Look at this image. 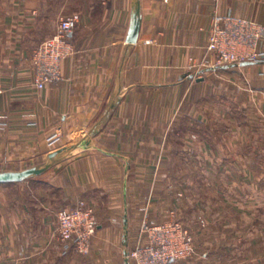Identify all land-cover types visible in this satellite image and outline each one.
<instances>
[{
  "label": "crops",
  "instance_id": "1",
  "mask_svg": "<svg viewBox=\"0 0 264 264\" xmlns=\"http://www.w3.org/2000/svg\"><path fill=\"white\" fill-rule=\"evenodd\" d=\"M137 3L140 32L130 44ZM216 11L264 25V0H0V114L8 118L0 166H38L50 150L48 136L73 138L42 179H33L42 193L3 195L10 201L0 205V264H131L126 248L136 236L124 233L145 214L147 185L162 193L164 169L171 181L196 185L204 214L226 210L254 217L242 227H258L264 61L218 62L207 50ZM71 16L78 26L62 81L39 90L32 55ZM81 200L95 208L99 227L87 255L64 256L52 241L57 213ZM196 203L189 214L200 212ZM138 238L141 244L144 234Z\"/></svg>",
  "mask_w": 264,
  "mask_h": 264
},
{
  "label": "built area",
  "instance_id": "2",
  "mask_svg": "<svg viewBox=\"0 0 264 264\" xmlns=\"http://www.w3.org/2000/svg\"><path fill=\"white\" fill-rule=\"evenodd\" d=\"M77 26V17L61 18L57 32L43 41L32 55L30 62L39 90L61 80V64L74 53L70 34ZM261 41L264 42V25L216 11L207 50L216 54L218 62L223 65L261 62L264 61V52L258 51ZM1 71L0 69V80ZM58 136L56 133L50 136V142L57 141ZM58 220V235L63 244V253L75 251L82 255L88 254L90 242L99 227L94 210L81 202L75 208L60 211ZM142 233L146 238L145 243L127 253L131 264H178L194 250L193 235L178 223L155 227L144 225Z\"/></svg>",
  "mask_w": 264,
  "mask_h": 264
},
{
  "label": "rangeland",
  "instance_id": "3",
  "mask_svg": "<svg viewBox=\"0 0 264 264\" xmlns=\"http://www.w3.org/2000/svg\"><path fill=\"white\" fill-rule=\"evenodd\" d=\"M241 64L242 63L234 64V65H241ZM228 65H232V64H228ZM1 73L2 76L0 80V84H1L0 97L6 91V87H5L6 76L3 71H1ZM229 78L230 77H226L225 79H229ZM231 78H235V76ZM36 81H37V77L34 72L35 86H36ZM60 81H62V78ZM248 90L250 92H253V90L250 89V87L248 88ZM6 127H8V118L5 115L0 114V130L6 129ZM50 136H48L46 139V145L50 149L49 152L45 154L46 157L44 161H40L39 163H37L39 167L38 166H34V167L42 168L48 165L52 166V162H54L56 158H58V155L60 153L64 154L66 147L70 145L71 141L73 140L72 138L71 141L69 140L65 142L63 141L64 136L59 134L58 140L55 141L54 143H51L50 142L51 140H49ZM193 138L196 137L193 136ZM169 139L170 137H165V139L163 140L164 143H166L167 140ZM259 143L260 144L264 143V139H261L260 137ZM167 154L168 152L164 153V155ZM0 163H1V159H0ZM51 166L49 168H51ZM28 168H32V167L30 166L23 169H21V167H17L16 169H11L10 167L2 168L0 166V172L22 171ZM170 171L171 169L168 170L164 169L163 179L167 180L168 178V181L166 182V180H164V183L162 184V193H160L157 186L155 187L153 183H151V185H147L149 189V193L147 195L148 198L146 201V207L144 208L145 214L143 215L141 220H139L140 219L139 216H135V218L133 217L132 219L137 218L136 221L130 222V224H128L127 226L126 232L124 233L125 239L131 236L134 239L133 236H136V243L126 248L125 256L127 259H128L127 253L132 249H135L139 245L137 241L139 239L138 237H140V234H143L142 227L144 225H148V227H155V226H165L170 223H178L182 227H185L186 229L190 230L194 238V250L192 254L188 258H184L181 261H179V263L184 261L190 262V260L198 254V259H201L203 257L199 264H264V216H258L257 219L254 220L255 222H252L254 223L255 226L257 225L258 227H242L243 222L245 220L246 222L253 221L252 218L254 217L241 216L235 213L228 215L226 210L224 212L222 211L223 213H221V215L220 213L219 214L212 213L211 215L204 214L202 212V209L198 208V205H200V207L203 206L202 200L198 202L199 204L196 203L195 201L196 200L195 196L197 195L195 188L196 185L187 184L185 181H181L180 183H176V181L174 182L171 181L174 178L171 177L172 174L170 173ZM33 179L41 180L42 176L40 175L33 176L29 179L22 181L23 183L21 185H23L22 186L23 188H20L18 184H14V183H0V205L4 201L5 202L10 201L4 199L5 196L3 195L7 193H10L8 195L9 198L11 196L16 198L20 197L17 196V193H20L22 191L32 192V193H36V192L42 193V190L38 188L36 182L33 181ZM154 196L157 197L156 200H154ZM81 202H84L90 209L94 210V213L99 223V219L96 214L95 208L85 200L79 201L77 205ZM194 203H196L195 206V208L197 209L196 211L197 212L200 211V212L191 215L189 214L190 211L189 206L191 205L190 207L192 209V207H194L195 205ZM76 206L66 209H72L75 208ZM62 210L65 209H61L58 211L57 218L59 212ZM58 224H59V220H58ZM135 228H137L136 232L133 231ZM110 235L112 234L110 233ZM93 239L94 237L90 242V246L92 245ZM143 239L144 240L141 242V244L145 243V239H146L145 236ZM52 241H57L61 243L62 245L61 253L64 256H68L72 253L82 255L75 251H70L68 254L63 253V244L59 239L58 226L53 233ZM204 255H206V258L204 257Z\"/></svg>",
  "mask_w": 264,
  "mask_h": 264
},
{
  "label": "water",
  "instance_id": "4",
  "mask_svg": "<svg viewBox=\"0 0 264 264\" xmlns=\"http://www.w3.org/2000/svg\"><path fill=\"white\" fill-rule=\"evenodd\" d=\"M141 26V12L140 4H136L135 12L133 14V22L130 28V33L127 39V42L130 44H135L139 37ZM249 62L242 63L241 65H247ZM51 165L46 167L37 168L32 167L22 171H5L0 172V183H13V182H22L26 179H29L33 176H39L43 174Z\"/></svg>",
  "mask_w": 264,
  "mask_h": 264
}]
</instances>
